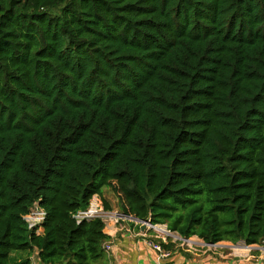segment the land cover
<instances>
[{
  "label": "trees",
  "instance_id": "trees-1",
  "mask_svg": "<svg viewBox=\"0 0 264 264\" xmlns=\"http://www.w3.org/2000/svg\"><path fill=\"white\" fill-rule=\"evenodd\" d=\"M105 188L183 239L264 244V0H0V264H98L104 223L72 215Z\"/></svg>",
  "mask_w": 264,
  "mask_h": 264
},
{
  "label": "crops",
  "instance_id": "crops-1",
  "mask_svg": "<svg viewBox=\"0 0 264 264\" xmlns=\"http://www.w3.org/2000/svg\"><path fill=\"white\" fill-rule=\"evenodd\" d=\"M130 225V224H129ZM109 224L105 233L111 237L112 250L98 264H158L156 253L147 246V239L143 236L141 225L133 228L134 225ZM151 236L150 233H146ZM228 250V249H226ZM242 254H227L211 251H192L188 248H180L173 252L172 257L164 264H264V257L260 254L250 255L247 249L242 248ZM18 263L30 260V264H41L37 253L32 256L30 253L22 252L13 255Z\"/></svg>",
  "mask_w": 264,
  "mask_h": 264
},
{
  "label": "built area",
  "instance_id": "built-area-1",
  "mask_svg": "<svg viewBox=\"0 0 264 264\" xmlns=\"http://www.w3.org/2000/svg\"><path fill=\"white\" fill-rule=\"evenodd\" d=\"M46 217V211L41 207L39 202H36L31 207L29 212L23 217V219L30 231L34 232L36 235H41L43 234V224L46 220ZM72 218L76 221L77 224H81L84 221L101 220L105 226L104 233L109 224L119 226L118 224H120V222H128L135 227H139L144 223V221L141 220L136 221L131 216L108 211L98 195L93 196L86 209L79 210L73 213ZM150 231L156 233V235L152 233L153 235L147 236L146 233H150ZM146 233L143 234V236L147 239V246L155 251L158 264H163L165 261L169 260L172 257L171 250L166 249L163 244L169 245L171 242L175 244L179 243L177 245L180 246L181 249L187 246L188 249L192 251H197L205 248H207L208 251H213L221 248V246H219L218 244H206L205 242L201 244L198 240H187L181 237H177L174 235L177 233L170 232L165 225L147 224ZM159 241H161L163 244H161ZM260 246H264V244L245 246L244 248L247 249L249 253H259L257 251L262 249ZM103 248L106 253H110L112 250V244L110 242H107L104 244ZM233 248H235V246H233Z\"/></svg>",
  "mask_w": 264,
  "mask_h": 264
},
{
  "label": "rangeland",
  "instance_id": "rangeland-1",
  "mask_svg": "<svg viewBox=\"0 0 264 264\" xmlns=\"http://www.w3.org/2000/svg\"><path fill=\"white\" fill-rule=\"evenodd\" d=\"M103 197H104L105 201L110 206V210H108V211L113 212V213H120V198L114 190H112L111 188L103 189ZM126 224L129 225L128 222H120V224H118V225H126ZM130 225H132V224H130ZM133 228H135L138 231L137 227H133ZM152 233L156 235V233L150 231L151 235H153ZM174 235L177 237H180L178 234H174ZM192 239L198 240L201 244L204 242V241L198 239L197 237H193L190 240H192ZM177 244H179V243L175 244V243L171 242V245L173 246V248L171 250L172 254L177 249H180V246H178ZM218 245L221 246V248H218V250H213L211 252L223 253L224 255H227V254H234V255L239 254V255H241L243 253L242 248L247 246L244 242H240L238 244H233L230 242H222V243H219ZM233 246H235V248H233ZM260 247L262 249L257 251V252H259L258 255L260 254L261 256L264 257V253H263L264 252V249H263L264 246H260ZM185 248H188V247L186 246ZM226 249H228V250H226ZM201 250L206 251L207 248L201 249ZM20 253H22V252H17V254H20ZM246 254H247V252L242 254V255H246ZM253 254L257 255L254 252L250 253V255H253ZM12 262H13V260H12Z\"/></svg>",
  "mask_w": 264,
  "mask_h": 264
},
{
  "label": "water",
  "instance_id": "water-1",
  "mask_svg": "<svg viewBox=\"0 0 264 264\" xmlns=\"http://www.w3.org/2000/svg\"><path fill=\"white\" fill-rule=\"evenodd\" d=\"M136 221H139L138 219L134 218ZM147 224H152V220H151V216L148 217V219H146L144 221V223L141 225V231L143 233L146 232V229H147Z\"/></svg>",
  "mask_w": 264,
  "mask_h": 264
}]
</instances>
